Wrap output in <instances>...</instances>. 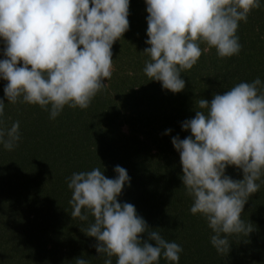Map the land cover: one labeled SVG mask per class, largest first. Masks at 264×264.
<instances>
[{"label": "clouds", "instance_id": "9594fccd", "mask_svg": "<svg viewBox=\"0 0 264 264\" xmlns=\"http://www.w3.org/2000/svg\"><path fill=\"white\" fill-rule=\"evenodd\" d=\"M144 2L143 72L174 94L185 89L182 74L203 54L215 49L220 59L238 56L241 22L264 6V0ZM129 7L130 0H0V81H6L0 147L13 151L22 139L20 121L6 122V104L38 106L55 120L66 107L87 110L106 90L115 71L113 45L130 27ZM181 128L190 135L174 136L171 143L179 154L189 211L206 222L210 245L226 257L233 243H246L255 230L243 216L264 186V81H241L211 101L198 99L194 118ZM230 167L242 178L226 174ZM114 172L115 178H108L96 167L66 178L71 217L87 222L81 231L95 238L97 257L103 264L113 259L115 264H160L161 259L179 264L182 246L151 229L134 205L119 202L130 177L119 165ZM74 264L90 260L82 256Z\"/></svg>", "mask_w": 264, "mask_h": 264}, {"label": "trees", "instance_id": "16d2710c", "mask_svg": "<svg viewBox=\"0 0 264 264\" xmlns=\"http://www.w3.org/2000/svg\"><path fill=\"white\" fill-rule=\"evenodd\" d=\"M129 13V30L112 48L113 76L87 110L66 107L53 120L38 106L6 104V122L20 121L22 139L13 151L0 147V264H74L82 256L103 264L95 238L81 231L87 222L71 217L66 178L96 167L115 178L117 165L130 177L119 202L134 205L151 229L182 246L179 264H264V186L244 208L243 218L255 230L220 257L209 243L206 222L189 211L179 154L171 143L174 136L190 135L181 124L194 118L198 99L211 101L241 81H264V6L241 22L238 56L220 59L215 49L203 54L182 74L185 89L175 94L143 72L144 0H130ZM5 84L0 81V99ZM226 174L242 178L235 168Z\"/></svg>", "mask_w": 264, "mask_h": 264}]
</instances>
